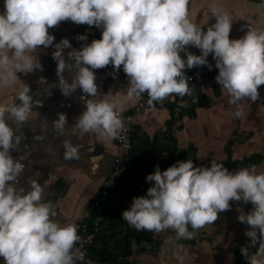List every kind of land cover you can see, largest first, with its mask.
Here are the masks:
<instances>
[{"label":"clouds","instance_id":"obj_1","mask_svg":"<svg viewBox=\"0 0 264 264\" xmlns=\"http://www.w3.org/2000/svg\"><path fill=\"white\" fill-rule=\"evenodd\" d=\"M204 24L189 16V0H3L0 9V85L20 79L18 72L42 69L40 46H51L56 61L57 81L65 96L78 88L85 107L77 116L81 130L118 137L125 127L122 101L113 93L98 95L100 87L94 71L109 64L115 75L122 67L127 75L126 95L148 93L149 104L171 94L184 96L191 88L184 69L213 65L216 81L229 94L231 103L242 98L260 99L258 86L264 84V27L247 25L238 38L230 37L233 18L217 0L209 5ZM211 24L207 21L211 17ZM96 25L99 38L74 47L67 37L56 41L49 31L64 20ZM207 24L206 29L204 25ZM77 39L86 41L84 33ZM200 49L196 54L186 46ZM70 49L65 53V49ZM181 52L186 53L185 56ZM69 73L65 76L64 73ZM51 95V90L49 89ZM19 98V103L16 102ZM35 100L25 83L11 103H0V256L3 264H77L82 258L77 242L82 240L79 225L61 223L52 201L43 199L39 179L18 181L26 167L24 156H14L21 137L8 121L27 122ZM235 115H240L237 110ZM53 119L58 132L68 123L65 112ZM64 156L78 155L79 145L62 141ZM151 181L146 194L132 198L122 217L137 230H176L177 238H191L189 230L218 219L232 207L230 200L252 203L251 209H239L238 219L250 227L245 234L249 244L259 242L252 252L246 245L240 250L248 264H264V168L256 164L229 170L223 161L211 159L210 166H194L193 159H178L165 169L159 165L145 177ZM187 254H177L183 264Z\"/></svg>","mask_w":264,"mask_h":264},{"label":"crops","instance_id":"obj_2","mask_svg":"<svg viewBox=\"0 0 264 264\" xmlns=\"http://www.w3.org/2000/svg\"><path fill=\"white\" fill-rule=\"evenodd\" d=\"M212 0H189V16L195 22L204 24L210 14ZM227 9L233 18L230 37L238 38L247 31V25L264 27V0H217ZM3 0H0V9ZM211 17L207 24L213 23ZM207 24L204 25L206 29ZM56 41L67 37L72 46L90 42L99 38L101 28L86 23H76L70 19L61 21L59 25L50 27ZM84 33L86 41L77 39V34ZM196 54L200 49L194 45L186 46ZM49 46H40L34 55H38L42 69L29 73L18 72L20 79L9 84L0 85V103H11L25 83L32 90L35 100L41 104H33L27 122L8 121L16 128L21 137L17 149H12L14 156H24L26 167L18 181L26 183L27 179H39L44 187L43 199L52 201L57 213L53 219L61 223H89L91 201L99 189L103 178L110 169L113 159L118 154V146L113 137L102 135L96 131L84 132L76 122L78 114L85 103L80 99L82 93L78 88L72 95L65 96L59 87L52 86L57 81L56 61ZM70 49H65V53ZM182 56L186 53L181 52ZM213 65L185 68L186 74H215L218 68L210 53L207 57ZM100 87L98 95L113 93L120 98L124 109L130 108L138 96L129 98L126 95L127 75L122 67L115 75L111 64L94 70ZM65 76L69 73L65 72ZM260 99L252 101L242 98L231 103L229 94L221 87L206 91L198 96L196 103L184 107L179 115H175L171 106L152 108L140 117L135 118L132 136L137 141L140 137L157 136L160 142L165 141L167 133H172L174 147L185 151L186 159H193L194 166L204 164L210 166L211 159L227 162L228 157L236 163V168L243 167L241 161L255 159L250 166L256 164L264 168V87L258 86ZM51 90V95L49 94ZM19 103V98H16ZM240 110V115L235 113ZM59 112H65L68 123L63 132H58L53 119ZM71 139L79 145L78 155L73 158L64 156L63 140ZM235 168V169H236ZM231 208L221 211L218 219L200 228L189 230L191 238H177L176 230L167 228L152 231L153 237L160 241L159 248L133 251L124 256L135 264H181L178 253L187 254L183 264H238L235 252L246 245L252 252L256 251L259 242L249 244L250 237L245 234L246 222L237 217L239 209L246 211L243 200H230ZM94 213V212H93ZM103 215V214H102ZM0 256V264H3ZM243 264H248L245 256Z\"/></svg>","mask_w":264,"mask_h":264},{"label":"trees","instance_id":"obj_3","mask_svg":"<svg viewBox=\"0 0 264 264\" xmlns=\"http://www.w3.org/2000/svg\"><path fill=\"white\" fill-rule=\"evenodd\" d=\"M167 135L162 142L155 135L151 138L140 137L136 142L132 136L127 169L120 174L109 190L103 207L100 230L89 247V255L92 259L106 261L108 264H135L133 260L124 256L134 250L159 248L160 241L153 237L152 231L135 229L123 219L121 213L130 206L134 196L146 194V189L152 182L147 181L145 177L155 170L156 165L163 170L178 159H186L183 149H175L173 134L168 132ZM254 160L247 158L241 161L240 165H249ZM225 166L232 170L236 168V163L228 157ZM244 203L246 211L253 206L250 201ZM93 217L94 213L91 211L89 220ZM235 254L238 264H243L244 255L241 250H237Z\"/></svg>","mask_w":264,"mask_h":264},{"label":"built area","instance_id":"obj_4","mask_svg":"<svg viewBox=\"0 0 264 264\" xmlns=\"http://www.w3.org/2000/svg\"><path fill=\"white\" fill-rule=\"evenodd\" d=\"M186 75L188 76L189 86L192 89L190 94L180 96L179 94L173 93L162 100L155 101L153 105L148 103V93H143L130 108L124 109L121 113L125 127L120 135L114 138L119 149L118 154L113 159L109 171L103 178L99 189L92 198L91 208L94 212L93 219L89 223H81L78 228L82 240L77 242L76 247L80 250L82 258L77 261V264H108L106 261L92 259L89 255V247L93 243L96 233L100 230L103 217V207L107 201L109 190L113 187L120 174L127 169L135 118L140 117L154 107L161 108L167 106H171L173 113L179 115L185 106L196 103L200 94L223 87L215 79L217 73ZM260 86L264 87V84H261Z\"/></svg>","mask_w":264,"mask_h":264}]
</instances>
